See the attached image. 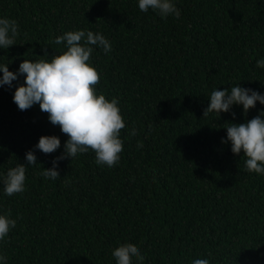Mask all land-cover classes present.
Segmentation results:
<instances>
[{
	"label": "trees",
	"instance_id": "16d2710c",
	"mask_svg": "<svg viewBox=\"0 0 264 264\" xmlns=\"http://www.w3.org/2000/svg\"><path fill=\"white\" fill-rule=\"evenodd\" d=\"M179 19L142 12L137 0H0V16L17 21L14 44L0 63L16 70L23 59L63 48L66 30L101 32L93 46L96 88L118 98L125 127L112 167L97 165L90 149L58 161L59 176L41 175L63 151L67 135L38 104L20 110L15 85L0 86V172L25 162V190L0 185V213L16 225L0 241L8 264H115L118 246L137 247L143 264H264V175L245 170L243 151L222 143L226 126L264 109L203 115L214 88L239 83L264 92V0H174ZM235 113V116L232 115ZM135 129V135L129 130ZM151 132L148 133V130ZM147 133V134H146ZM42 134L61 144L45 154ZM133 264H136L134 261Z\"/></svg>",
	"mask_w": 264,
	"mask_h": 264
},
{
	"label": "clouds",
	"instance_id": "9594fccd",
	"mask_svg": "<svg viewBox=\"0 0 264 264\" xmlns=\"http://www.w3.org/2000/svg\"><path fill=\"white\" fill-rule=\"evenodd\" d=\"M140 11H155L161 19L171 16L179 19V11L174 0H137ZM18 34L17 21L6 16H0V49L13 45ZM62 49H55V54L47 52L40 58L23 59L16 70H10L7 64L0 63V86H13L23 76V82L15 85L12 99L18 109L25 110L34 104L47 113L48 120L58 125L62 133L67 135L63 151L54 157L51 167H43L41 175L55 179L59 176L58 161L65 157L71 159L78 153L95 154L97 165L112 167L120 159L123 140L120 130L125 127L120 111L118 98H106L104 92L96 85L100 73L92 63L93 46L99 47L104 53L111 51V42L101 32L90 30H66L55 36L54 43ZM256 65L264 68V58L256 60ZM209 103L203 115L215 112L217 117L221 112L230 111L233 105H241L243 112L254 107L259 101L264 105V92L241 86L238 82L230 87L214 88L208 96ZM235 116V113H232ZM226 136L222 143L230 142L233 154L243 151L246 157L245 170L264 175V109L259 114L244 122H231L226 126ZM151 129L148 130V133ZM135 129L129 130V135H135ZM147 134V133H146ZM61 141L55 134H42L34 149L48 154L60 147ZM37 163L35 151L25 152V162L17 163L5 172H0V185L4 195L25 190L26 165ZM16 219L10 213H0V241H3L10 230L15 227ZM115 264H143L144 256L133 245L118 246L111 253ZM0 264H8L7 257L0 252ZM192 264H210L205 258H195Z\"/></svg>",
	"mask_w": 264,
	"mask_h": 264
}]
</instances>
